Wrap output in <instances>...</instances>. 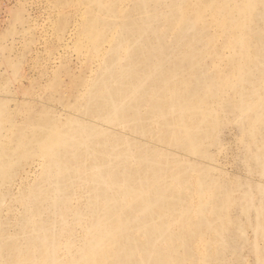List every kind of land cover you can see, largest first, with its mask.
Returning a JSON list of instances; mask_svg holds the SVG:
<instances>
[{
  "label": "rangeland",
  "instance_id": "1",
  "mask_svg": "<svg viewBox=\"0 0 264 264\" xmlns=\"http://www.w3.org/2000/svg\"><path fill=\"white\" fill-rule=\"evenodd\" d=\"M0 264H264V0H0Z\"/></svg>",
  "mask_w": 264,
  "mask_h": 264
},
{
  "label": "bare ground",
  "instance_id": "2",
  "mask_svg": "<svg viewBox=\"0 0 264 264\" xmlns=\"http://www.w3.org/2000/svg\"><path fill=\"white\" fill-rule=\"evenodd\" d=\"M57 147H59V146H57ZM73 171H74V174L75 175H78V174H80L81 173V169H72ZM73 171H69V173H71V172H73ZM68 178H69V175H68ZM81 178V175L79 176V179Z\"/></svg>",
  "mask_w": 264,
  "mask_h": 264
}]
</instances>
